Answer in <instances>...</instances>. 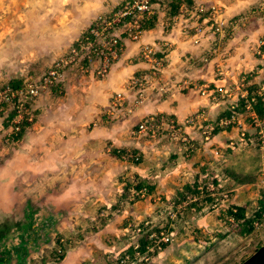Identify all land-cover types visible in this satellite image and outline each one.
I'll list each match as a JSON object with an SVG mask.
<instances>
[{"label": "rangeland", "instance_id": "obj_1", "mask_svg": "<svg viewBox=\"0 0 264 264\" xmlns=\"http://www.w3.org/2000/svg\"><path fill=\"white\" fill-rule=\"evenodd\" d=\"M121 1L106 0L107 6L99 5L94 7V10L88 6V0H0V64L2 66L0 87L5 83L21 86L23 78L28 75H31L34 80L40 78L55 59L69 50L72 43L81 36L97 14L112 9ZM171 3L173 9L176 5L175 0H171ZM183 3L184 0L180 5L182 10L178 13L184 16L186 12ZM156 13L151 16V19ZM191 16L196 20L195 25L192 26L194 31L191 38L192 43L199 45L202 39L212 33L213 39H209L211 44L205 51H208L211 46H217L220 51V54L210 58L212 79L203 82L211 84V88L222 87L224 91L231 92V95L219 97L218 100L204 96L209 103L221 104L223 107L222 112L212 119L205 114L204 108L195 110L181 121L175 119L184 124L187 141L189 139V142L185 141L187 142L185 144H183L184 141L164 131L166 124L155 136L134 133L138 122L143 117L132 127L129 134L131 138L141 137L145 141L158 143L167 141L177 144L179 151L177 148L178 153H176L179 159L175 163L174 173L180 178L177 180L176 188L167 195L156 194L151 191L147 183L141 181V177L135 173L133 168L141 163L143 157L138 149L132 148L133 142L125 148L117 145L115 147L114 144L105 146L103 144V149L97 148L92 154L91 149H84L85 139H88L93 131L91 126H86L85 130L76 132L80 136L78 140L80 143L75 148L78 150L77 168L80 171L97 174L93 173L98 176L95 180L99 179L98 188L104 192V198L108 196L109 190L111 194L113 190L115 191V194L97 211L99 218L114 219L120 224V233L110 231L106 239V253L108 252L109 255L106 264H153L157 258L161 261L156 264H239L264 243V210L259 218L255 217L256 212L264 206V116L260 117L257 113L254 114V111L248 110L245 106V97L241 96L244 91L253 93L264 83V56H261L264 53V48H261L264 46L261 45L264 38L260 37L259 40L254 41V45L252 44L251 54L259 58L253 56L255 58L253 63L242 69L234 68L233 70L229 63L230 57L225 43L230 35L229 30L237 29L240 18L236 19V16L233 19L224 18L217 7L205 6L201 1L195 4L187 17L191 18ZM241 17L244 18V16ZM255 18H260L258 21L264 24L262 11L256 14ZM149 20L146 18L142 22L143 29L137 41L143 37L145 25ZM175 20L168 19L164 27L171 28ZM234 23L235 27L232 29ZM243 23L247 24L245 20ZM197 27L202 30L199 34L195 32ZM197 37L199 41L194 43ZM126 41L137 42L124 39L121 52L114 63L123 53ZM144 44L147 43L140 44V50ZM162 45L168 46L163 42ZM156 55L164 60V57L157 51ZM210 61L203 62L210 63ZM217 64L222 71V77H219L217 73ZM76 72L80 76H89L72 68L66 70V78ZM160 73L163 74V69ZM160 73L157 74L154 82L148 80L147 84L152 83L144 86L142 94L154 86L168 85L163 81V75ZM91 77L95 81L103 80L96 79L92 75ZM18 78H20L18 84L8 81L9 79L18 80ZM64 81L66 80L49 87L46 92L30 101L35 120L46 108L55 110L58 107L55 105L61 102L59 97L66 91ZM197 82L201 83V81ZM176 86L179 87L178 84ZM160 90L163 88L161 87ZM212 90L210 89V92ZM131 92L135 97L136 90L131 89ZM162 95L164 94L160 93V96ZM22 98L23 95L20 99ZM263 98L264 95L260 97L257 104L259 109L264 107ZM120 104L119 102L117 107ZM230 105L235 106V118L226 124H220L219 119L231 113ZM10 106L12 105L5 106V112L0 117V148H5L6 145L15 142L23 128L29 125L22 123L20 131L16 135L12 133L11 126H8L12 118ZM108 111H115V108L109 107ZM122 115L125 114L120 116ZM156 117H162V120L172 118ZM191 118H194L191 122H185ZM186 127L194 128L199 132L201 143H211L218 132L225 134V137L214 145H210L213 147L211 148L212 156L203 153L201 158L196 160L195 155L200 151L198 141L189 135ZM9 134L12 139L8 141ZM204 135H209V138L205 139ZM107 153H114L119 158L112 162L106 157ZM91 155L93 157L89 160ZM165 156L166 159L157 165V169L161 171L166 170L167 161H172L169 151L165 153ZM184 160H192L194 165ZM119 164L125 167L121 169L123 167L121 165L118 168ZM67 169L70 168L65 170ZM30 182L33 183V178ZM79 182H86V179ZM140 183L145 191L136 196V186ZM0 185L5 186L3 179L0 180ZM61 186L62 183L55 188L57 193H60ZM28 189L30 188L25 190L24 184H21L16 194L13 195L15 202H19L16 209L13 208L12 212L0 211V214L4 216L0 223L6 219L5 212L12 215L14 222L26 224L30 219L32 220L23 233V236H26L24 243L26 251L20 247L17 253L21 255L13 256L10 264H44L47 260L57 261L69 248L68 243L65 239L64 241L59 240L54 234L56 231L54 227L49 228V223L46 226L42 225L46 215L39 206H43L48 213H53L51 208L54 207L46 206L44 201L42 203L39 201L40 199L31 201L30 193L34 196L42 191L29 192ZM90 189L93 190V186H90ZM2 192L3 190H0V198L6 200ZM144 202L150 204L151 210L142 217H136L135 205L139 206ZM235 206L243 208L245 218L255 217L254 226L249 232L240 234L242 220L236 221L229 213V210H233ZM32 229H34L33 232ZM51 230L53 232L49 234ZM45 231H48L46 235ZM163 232L166 233L163 237H168L169 240L164 246L160 245V249L152 252L151 244L154 238L156 242V236ZM34 233L38 235L35 239L32 238ZM40 235L51 241L42 240ZM141 241L146 243L149 252H140V246L136 248L139 244L142 245ZM17 242L18 240L14 243ZM169 246H171V254L167 256L164 253Z\"/></svg>", "mask_w": 264, "mask_h": 264}, {"label": "crops", "instance_id": "obj_2", "mask_svg": "<svg viewBox=\"0 0 264 264\" xmlns=\"http://www.w3.org/2000/svg\"><path fill=\"white\" fill-rule=\"evenodd\" d=\"M200 1L205 6L217 7L224 18L233 19L235 16L236 19L240 18L237 29L229 30L230 35L225 43L233 70L242 69L253 63L254 57L259 58L251 54V48L254 41L259 40L260 37L264 38V24L258 21L260 18H255L260 11L264 14V0H184L183 7L186 12L184 16L178 13L182 10L180 7L182 1L175 0L176 5L172 9L171 0H156L154 7L157 13L145 25L143 37L137 42L126 41L123 53L113 64L107 77L95 81L91 75L80 76L77 72L67 78L65 76L66 91L59 97L61 102L55 105L58 107L55 110L46 108L39 113L34 123L23 128L15 142L0 148V180L3 179L5 182L4 187L0 185V190H3L2 194L7 200L0 198V211L12 212L13 208L18 207L19 202H15L13 195L21 184H24L25 190L29 187V192L42 191L38 195L35 194V198L32 193L29 194L31 201L40 199L39 201L41 203L44 201L46 206L54 207L51 208L54 212L48 213L43 206H39L46 215L42 225L46 226L49 223V228L54 227L56 230L54 234L59 240L65 239L68 243L69 248L59 260L54 262L47 260L44 264H106V260L109 259L108 252L106 253V239L110 231L115 233L121 231L120 224L116 220L97 216V211L115 194V191L113 190L111 194L109 190L108 196L104 198V192L98 188L99 179L95 180L97 174L80 171L77 168L78 150L75 148L80 143L78 142L80 136L76 132L91 126L93 131L89 138L85 139L84 149H91L92 154L97 148L103 149V144L104 146L114 144L115 147L125 148L133 142L132 148L138 149L143 157L141 163L133 170L141 177L143 183L148 184L152 192L167 195L176 188L175 185L180 178L174 173L175 163L179 159L177 144L167 141L159 143L145 141L141 137L131 138L129 134L132 127L139 119L151 114L181 121L201 108H204L205 114L210 119L222 112L221 104L209 103L207 98L199 95L197 91L180 90L176 86L184 79L198 78L199 82L212 79L210 65L212 60H209L210 63H204L202 58L209 52L205 50L211 44L209 39H213V35L211 33L202 39L199 45L193 44L192 26L195 25L196 20L192 16L187 17L195 4ZM87 4L94 9L99 5L105 7L108 3L106 0H88ZM241 16L244 18L242 19ZM168 19L172 21L176 19L171 28L164 27ZM244 20L247 24L243 23ZM234 27L235 23L232 29ZM162 42L168 46L162 45ZM143 43L153 46L158 54L164 57L166 64L162 75L163 81L168 85L160 84L150 88L144 92V100L129 111L137 97V89L134 88L136 90L134 97L127 85L132 78L145 72L149 67L140 56V44ZM261 48L263 49L264 46ZM1 68L0 64L2 72ZM8 81L18 84L20 78ZM161 87L163 90H160ZM118 91L124 92L125 99L115 111L109 112L110 98ZM160 93L164 95L160 96ZM260 110L263 112L260 117H263L264 107ZM121 114L125 115L120 116ZM186 130L195 141H198L200 151L195 155L196 160L201 158L203 153L212 156L213 147L210 145L225 137V134L218 132L211 143H201L198 131L190 127H186ZM167 151L172 161H167L166 170L161 171L157 169V165L166 159ZM92 157L91 155L88 159L91 160ZM106 157L112 162L119 158L114 153H107ZM187 162L194 165L192 160ZM121 165L119 164L118 168ZM68 167L70 169L65 170ZM100 177L103 179L102 176ZM31 178L33 183L30 182ZM116 178L119 179L118 176ZM82 179H86V182H79ZM60 183L62 188L60 193H57L55 188ZM90 186H93V190ZM150 210V204L147 202L139 206L135 205L136 217H142ZM52 230L49 234H52ZM47 232H44L45 235ZM40 238L49 241L43 235H40ZM171 246L165 249V255L170 256ZM159 261L161 259L157 258L153 264Z\"/></svg>", "mask_w": 264, "mask_h": 264}, {"label": "built area", "instance_id": "obj_3", "mask_svg": "<svg viewBox=\"0 0 264 264\" xmlns=\"http://www.w3.org/2000/svg\"><path fill=\"white\" fill-rule=\"evenodd\" d=\"M155 1L156 0H122L112 9L97 14L81 36L72 43L69 50L55 59L40 78L34 80L31 75H28L26 78H23V85L21 86H13L8 83L1 84L3 86L0 87V117L1 114L5 112V106L11 104L12 118L8 126H11L12 133L16 135L20 131L22 123H34L35 116L31 110L30 101H33L37 96L46 92L49 87L62 82L66 76V70L74 68V70L82 74H91L96 79H104L107 77L111 66L121 52L124 44L123 40L130 39L137 41L143 29L142 22L144 19L147 18V20H149L151 16L156 13V9L153 6ZM201 31L200 27L195 28L197 34ZM198 41L199 39L197 37L194 43H198ZM261 45H264V41H261ZM208 51L209 52L203 58L205 62L210 60L211 56L213 58L219 54V48L217 46H211ZM140 56L149 67L145 72H141L136 77L132 78L127 85L128 89H137V97L129 111L144 100V96L141 93L144 91V86H149L154 82L155 78H157V74H159L165 66L163 58L157 57L156 50L149 44H144L141 47ZM261 56H264V53H262ZM216 67L219 77H222L219 64H217ZM160 74L162 75V73ZM148 80H152V82L147 84L149 82ZM178 86L182 90H196L200 95L209 96L212 100H218L219 97L231 95V92H228V90L224 91L222 87L217 86L211 88V84L209 85L205 82L198 83L195 80H181ZM210 89L213 90L210 92ZM22 95L23 98L20 99ZM263 95L264 83L253 93L244 91V94L241 96L245 97V106L247 109L254 111V114H256L253 104L256 102L257 97H262ZM124 99V92H115L110 101L111 108H116L118 103ZM230 107L231 113L220 118V124H226L235 118V106L230 105ZM162 119V117L158 118L154 115L145 116L138 122L137 128L133 132L155 136L164 124H166V130H164L166 133L184 141L183 144L189 142L184 132L183 123L177 122L174 118ZM193 119L194 118L188 119L185 122H191ZM7 138L8 141L11 140V134H9ZM204 138L208 139L209 135H204ZM142 191H145L144 187L136 189V196ZM164 234L166 233L163 232L156 236V242H154V238L151 244L153 248L152 252L156 249H160L161 246L167 243L169 238L163 237ZM136 248H139L140 252H149L146 244H139Z\"/></svg>", "mask_w": 264, "mask_h": 264}, {"label": "trees", "instance_id": "obj_4", "mask_svg": "<svg viewBox=\"0 0 264 264\" xmlns=\"http://www.w3.org/2000/svg\"><path fill=\"white\" fill-rule=\"evenodd\" d=\"M259 100H260V97H257L256 102L253 104V107H254L255 112L259 116H262L263 112L257 106V104L259 103ZM141 186L142 184L140 183L139 185L136 186V189H139ZM233 210L232 209L229 210V213L231 214L232 217H234L236 221L242 220L240 234H243V233L249 232L253 228L254 226L253 221L255 217L259 218L261 216V212L264 210V206L261 207L260 210L256 212L255 217L248 218V219L245 218L242 207L235 206ZM0 216L2 217L0 220H2L4 216L1 214ZM5 217L6 219L0 223V264H10V260L12 259L13 256L19 257L18 255H21V253H17V250L20 247H23L24 250L26 251V247H25L26 245H24V243L26 242V239H25L26 236L24 237L23 233L27 225H30L29 222L32 221L30 219L28 223L26 222V224L22 222L21 223L14 222V220H12L11 218L12 215L9 214V212H5ZM33 231L34 229H32V232ZM34 236L38 237L36 233H34ZM16 240H18V242L14 243ZM141 244L144 245L146 243L141 241Z\"/></svg>", "mask_w": 264, "mask_h": 264}, {"label": "water", "instance_id": "obj_5", "mask_svg": "<svg viewBox=\"0 0 264 264\" xmlns=\"http://www.w3.org/2000/svg\"><path fill=\"white\" fill-rule=\"evenodd\" d=\"M239 264H264V243Z\"/></svg>", "mask_w": 264, "mask_h": 264}]
</instances>
